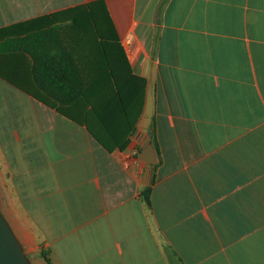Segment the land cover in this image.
<instances>
[{
  "label": "crops",
  "instance_id": "1",
  "mask_svg": "<svg viewBox=\"0 0 264 264\" xmlns=\"http://www.w3.org/2000/svg\"><path fill=\"white\" fill-rule=\"evenodd\" d=\"M10 39L0 214L30 264H264V0H0Z\"/></svg>",
  "mask_w": 264,
  "mask_h": 264
},
{
  "label": "water",
  "instance_id": "2",
  "mask_svg": "<svg viewBox=\"0 0 264 264\" xmlns=\"http://www.w3.org/2000/svg\"><path fill=\"white\" fill-rule=\"evenodd\" d=\"M0 264H30L27 256L0 214Z\"/></svg>",
  "mask_w": 264,
  "mask_h": 264
},
{
  "label": "trees",
  "instance_id": "3",
  "mask_svg": "<svg viewBox=\"0 0 264 264\" xmlns=\"http://www.w3.org/2000/svg\"><path fill=\"white\" fill-rule=\"evenodd\" d=\"M89 19L91 21H93V24L91 23V27H93V26L96 27L94 18L93 17H90ZM44 34L45 33H42V34H40V36H42ZM37 37H39V36L37 35ZM27 42H30V39H28V40L10 39V40H5L4 42H0V53H2V52H8L9 50L11 51L13 49H16L20 45H23V43H27ZM122 90L123 89L118 88L117 89V92L114 93V96L112 95L111 97H115V96L116 97H118V96L120 97V96H122L123 95L122 94ZM113 99L114 98H111V99L107 100L105 103L102 104L99 113H97L98 118L101 119V115H102L103 112H104V114H107V113H110V112L113 111V105H114ZM148 192H149L148 190L145 191V193L143 195L144 199L146 200L147 205H149L148 204ZM42 256L45 257L44 254H42ZM166 256H167V260H168V263L169 264H182L181 259H179L173 251L167 250L166 251ZM46 262H47V264H50V262H49V260L47 258H46Z\"/></svg>",
  "mask_w": 264,
  "mask_h": 264
},
{
  "label": "built area",
  "instance_id": "4",
  "mask_svg": "<svg viewBox=\"0 0 264 264\" xmlns=\"http://www.w3.org/2000/svg\"><path fill=\"white\" fill-rule=\"evenodd\" d=\"M136 155H137L136 151H131L130 153L125 155L122 160V165L128 168H134L133 161Z\"/></svg>",
  "mask_w": 264,
  "mask_h": 264
}]
</instances>
